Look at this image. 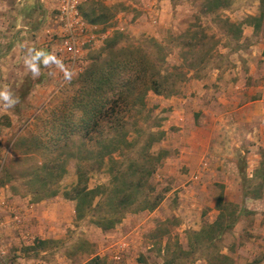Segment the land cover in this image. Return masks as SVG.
I'll return each mask as SVG.
<instances>
[{
	"label": "rangeland",
	"instance_id": "obj_1",
	"mask_svg": "<svg viewBox=\"0 0 264 264\" xmlns=\"http://www.w3.org/2000/svg\"><path fill=\"white\" fill-rule=\"evenodd\" d=\"M52 1L45 40L41 46H31L50 52L47 44L58 0ZM93 7L95 13L90 11ZM81 10L98 17L91 22L83 14L97 34L105 35L97 37L70 81L55 65L41 66L40 75L33 78L24 62L22 76L11 70L6 77L12 84L7 88L19 103L7 108L0 102V186L8 185L11 193L28 199L27 209L41 205L45 213L37 217L26 210L21 221L14 220L19 223L16 234L11 240L4 236L10 243L0 264H92V260L100 264H264L260 229L264 209L257 202L253 209L246 206L251 196L260 193L257 180L264 178V161L259 165L257 159L261 151L249 152L246 174L241 167L247 151H236L231 164L221 158L215 161L218 181L201 190L206 201L197 200L202 207L197 206L194 216L183 222L180 193L199 180L191 177L213 165L204 159L193 170L179 162L183 149L193 147L183 140L185 126L174 121L177 98L206 97L203 106L212 107V114L221 117L218 153L222 158L231 146L255 142L254 124L247 125L253 133L247 136L243 124L228 116L245 110V101L258 98L251 90H258L259 98L264 93V0H230L219 8L208 0H85ZM186 32L198 34L201 42L181 43ZM130 47L158 57L163 74L175 72L178 66L187 76L176 82L173 91L148 92L142 111L131 115L127 124L131 147L101 157L95 143L77 140L67 142L65 152L58 154L56 137L62 125L55 116L77 95L83 73L112 51ZM217 81L224 83L221 92ZM191 82L212 91L199 93L189 86ZM262 105H247V111L258 112ZM201 113L194 114L197 124ZM146 149L156 156L150 175L152 166L143 160ZM134 162L142 163V171L132 166ZM223 171L234 178L230 188L220 181L226 179L220 175ZM142 175L145 178L139 183ZM124 181L132 182L125 189L130 199L120 203L113 190ZM79 191L80 196L87 192L80 217L76 212ZM218 204L225 207L224 226L236 217L228 231L209 226L220 213ZM158 207L165 217L157 216Z\"/></svg>",
	"mask_w": 264,
	"mask_h": 264
},
{
	"label": "crops",
	"instance_id": "obj_2",
	"mask_svg": "<svg viewBox=\"0 0 264 264\" xmlns=\"http://www.w3.org/2000/svg\"><path fill=\"white\" fill-rule=\"evenodd\" d=\"M52 5V0H0V85L4 87H11V82L8 81L10 82L8 83L6 81L7 74L10 73L11 70L18 71L19 77L20 75H23L22 73L24 70L21 63L24 61L26 49L28 47H31L33 44L41 46V44L44 42V34L46 33L45 24L47 23V18H49ZM217 82L221 83L220 86H218L221 92L224 88V86L222 87L224 83L220 81ZM189 86H193L195 87V89L197 88L198 92L203 94L208 93V91L209 93L210 91H212V89L209 90L210 87L203 88L202 84L199 82H191L189 83ZM257 91L258 90H251V93H253V95H257L258 98L245 101V110H240V112H229L228 116V118L232 119L237 118V120H239L243 124V127L246 131L245 135L247 136L248 134L249 136L253 135L252 132L249 133L247 125L251 126L254 124V127H251H253L254 131L256 128L257 131L255 142L251 144L249 143V145L244 147H240V145L238 146V144L237 146H231V148L227 150L228 155L224 156L223 158L221 154L218 153L219 139L221 134V123L219 122V120L221 119V117L217 115L214 116V114H212V107H209L207 109V105L206 107L203 106V101L206 100V97L203 98L202 96H197L194 99H190L189 97L181 96V98H177V101L175 100L176 105L174 106V121L176 123H179V125L181 126H185V128L183 129V140L185 142H191V147H193L187 151L186 147L183 149L184 154L181 155V161L179 160V162L190 165L194 170V168L199 166V163H202L204 159L206 160V163L208 162V164H210V167L215 161H218L220 158L222 161H224L225 159L227 164H231V160H234L233 155L236 151L243 154H245L247 151L248 156L245 164L246 168L248 169V164L250 165L249 152L255 151L256 148H258L261 153L259 154L257 163L261 165L264 161V93L262 97L259 98V92L257 94ZM171 102H173V98L171 99ZM247 105H258L259 107L260 105H262V107L258 112L250 113L247 111ZM196 111H203V113H201L203 114V116L201 117V120L199 122L200 124H197L195 121L194 114ZM180 118H182L183 120H181ZM256 119L258 122L256 123V121H254L253 123L252 120ZM180 131L182 130H179V132ZM233 142L234 138L231 143ZM249 148H251V150H249ZM191 151L193 152V157H191L190 155ZM228 156L231 158H229ZM236 160L237 158L235 159V162H233V164H236ZM213 167L214 165L212 166V168H203L204 172L198 173L197 175L195 174V177H191L199 180H193L188 185L187 189L180 193V200L181 202H183V205H181V207H184L183 210L181 208V217H183L184 219L183 222L187 223L186 219L191 217L192 214L194 216V214L196 213L195 208L197 206H201L202 201H206L207 197L203 195L204 192L202 193L201 190H207L206 187L208 186L209 182L211 184H209L210 188L213 186L212 184L216 183L215 181H218L217 178L219 177L220 172L218 170L216 171V169H213ZM205 171L208 173L205 174ZM220 175L222 177L226 176L225 180L221 179L220 181H224L225 183H227L226 187L230 188L231 184L234 181L232 179L234 178H230L229 175H226V172L224 171ZM250 175L251 174H247V177ZM200 179L202 180V182ZM260 181L261 183L264 182V178H260L259 180H257L258 183ZM229 188H227V191L229 190ZM251 197L253 198L252 201L246 204L249 210L255 207L253 206L255 202H257L258 205L260 204L261 206H263V208L261 209H264V186L261 195ZM0 199H6L8 201L3 211L4 219L6 221V226L3 229V235L6 238L8 236V239H10V236L11 238H13L16 234L15 225L19 224V220L21 221L25 213H28L30 210H32V213L37 217L40 216V212L41 214L45 213L44 206L41 205L36 206L38 208L35 209L34 204H32V209H27L28 207L26 206V203H28V199L18 194L11 193V191L8 189V185L0 186ZM199 199L201 200L200 203L197 201ZM209 205L212 204L209 202ZM158 208L156 209L157 213H159L157 214V216L165 217L166 213L164 209L159 208L158 210ZM26 210L28 212H26ZM14 220L18 222H14ZM260 229L264 232V227H261ZM5 237L4 240H6ZM9 243H6V245L9 246ZM262 257L264 263V255Z\"/></svg>",
	"mask_w": 264,
	"mask_h": 264
},
{
	"label": "trees",
	"instance_id": "obj_3",
	"mask_svg": "<svg viewBox=\"0 0 264 264\" xmlns=\"http://www.w3.org/2000/svg\"><path fill=\"white\" fill-rule=\"evenodd\" d=\"M208 2L210 6L214 5V8H219L228 4L230 0H208ZM96 10L93 7L90 11L95 13ZM82 12L89 21L96 22L98 20V17L96 18L90 13ZM184 40H186L184 44L191 45L193 41H197L196 43L199 44L202 38L198 37V34L187 33L181 35V43ZM159 49L162 50V47ZM158 61V57L147 53L142 48L130 47L114 50L102 61L93 63L83 73L77 95L72 96L66 109L55 116V119H58L59 124L62 125L60 133L56 137L57 153L65 152L63 146H66L67 142L75 143L77 140L82 143L86 141L87 144L95 143L99 147L101 157L131 147L132 141L129 138L127 124L131 115L142 111L148 92L150 90L157 93L173 91L176 82L187 76V72L178 66H174L175 72L163 74ZM147 149L143 160H147L152 166L151 171L147 173L150 175L155 169L153 167L156 165V156L149 153ZM89 151L93 152V149ZM141 165V162L132 164L137 171H142ZM241 168L243 169L242 173L246 174V164ZM143 178L145 176L142 175L139 178V183ZM131 183V181H124L116 187L117 189L113 190L115 195L120 198V203L130 199V195L125 192V189L130 187ZM258 184H261L258 194L261 195L264 182ZM86 194L87 192L80 196L79 191V195L76 196V212L79 217L82 216V199L86 197ZM218 207L220 213L209 226L221 231H228L233 227L236 217L224 226L225 207L219 206V204ZM92 261V264H100L95 260Z\"/></svg>",
	"mask_w": 264,
	"mask_h": 264
},
{
	"label": "built area",
	"instance_id": "obj_4",
	"mask_svg": "<svg viewBox=\"0 0 264 264\" xmlns=\"http://www.w3.org/2000/svg\"><path fill=\"white\" fill-rule=\"evenodd\" d=\"M85 0H58L54 14V27L47 44L51 52L72 71L77 70L83 62L87 51L105 34L96 33V26L89 23L81 10ZM6 199H0V258L5 259L8 252L4 241L3 229L6 226L3 211ZM33 264H41L35 262Z\"/></svg>",
	"mask_w": 264,
	"mask_h": 264
},
{
	"label": "clouds",
	"instance_id": "obj_5",
	"mask_svg": "<svg viewBox=\"0 0 264 264\" xmlns=\"http://www.w3.org/2000/svg\"><path fill=\"white\" fill-rule=\"evenodd\" d=\"M23 62L26 68L32 73L33 78H37L40 75L41 66L55 65L62 71L64 80L70 81L72 79L73 74L71 70L63 65L62 61L54 52L28 47ZM0 102L3 103L4 107L13 108L19 103V97L14 95L7 87L0 88Z\"/></svg>",
	"mask_w": 264,
	"mask_h": 264
}]
</instances>
